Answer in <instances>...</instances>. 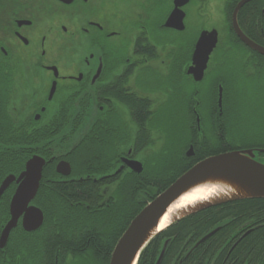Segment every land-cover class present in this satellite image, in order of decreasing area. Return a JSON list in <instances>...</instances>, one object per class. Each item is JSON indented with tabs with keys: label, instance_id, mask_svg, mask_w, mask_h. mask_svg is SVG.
I'll list each match as a JSON object with an SVG mask.
<instances>
[{
	"label": "flooded vegetation",
	"instance_id": "1",
	"mask_svg": "<svg viewBox=\"0 0 264 264\" xmlns=\"http://www.w3.org/2000/svg\"><path fill=\"white\" fill-rule=\"evenodd\" d=\"M157 4L158 0H0V133H9L8 144L0 142V153L23 149L24 168L34 155L47 159L56 156V170L60 161L70 162L65 158L67 153L56 154L57 146L61 147L58 141L87 133L92 147L114 149L109 162L114 168L98 177L94 169L87 179L122 178L130 169L129 160L140 161L144 171L149 151L144 150L150 146L164 149L153 136L158 128L153 127L152 119L166 106L169 94L167 90L163 96V92L152 94L153 84L150 88L148 81L152 71L157 76L166 74L169 85L172 72L180 85L185 80L196 86H192L193 98L184 111L191 118L183 151L186 157L195 158L197 148H212L213 155L256 149V159H262L264 53L249 46L239 33L264 50V0H187L182 6L183 31L192 17L202 26L178 69L175 56L170 62V42L160 48L165 51L154 44L157 40L150 20ZM167 6L161 30L170 36L165 22L174 0L171 10L170 4ZM158 21L153 19L154 27ZM213 30L218 37L216 46L202 78L196 80L189 73L196 43L203 31ZM156 60L160 64L154 66ZM139 104L144 122L136 116ZM31 134H38L34 145L29 142ZM222 143L226 148L217 150ZM191 148L193 156H188ZM167 152L170 156V147ZM72 173L73 168L68 176L58 174L68 179ZM112 184L102 188L105 195L110 196ZM17 186L12 183L0 198V237L11 218L10 203ZM230 222L232 227L223 236L217 235L223 225H216L219 229L206 239L213 227L198 234L190 231L182 239L170 236L167 264H264V255L257 254L264 251V243L261 248L254 245V232L264 226V217L250 211L245 217L236 216L224 223ZM31 233L20 220L7 244L12 234L11 243L13 237L26 242ZM44 240L42 236L40 243ZM55 264H59L58 256Z\"/></svg>",
	"mask_w": 264,
	"mask_h": 264
},
{
	"label": "trees",
	"instance_id": "2",
	"mask_svg": "<svg viewBox=\"0 0 264 264\" xmlns=\"http://www.w3.org/2000/svg\"><path fill=\"white\" fill-rule=\"evenodd\" d=\"M136 110L137 118L144 122L146 119L142 106L139 104ZM8 136L7 132L0 133V142L8 144ZM37 136L31 134V145L36 142ZM61 140L58 141L61 147L57 146L56 154L67 153L65 158L73 168L70 178H77L68 180L70 178L61 177L55 170L56 159L47 165L34 200V204L44 213V225L40 231L28 235L29 240L26 242L22 239L16 241L13 237L15 241L11 243L12 234L6 249H0V264H55L56 256L59 264H109L117 241L143 207L195 163L215 153L212 148H197L196 157L189 158L182 148L179 151L178 146L170 148L172 152L169 159L164 153L167 150L161 149L153 159L146 160L145 170L140 174L127 169L122 178L116 175L113 180L93 181L87 179L88 172L95 169L98 177L114 168L109 163L114 149L106 145L92 147L87 133L80 134L77 139L68 137ZM225 148L222 143L217 150ZM23 151L21 149L14 153L6 150L0 153V182L6 175L22 171L25 160ZM79 177L84 179L79 180ZM112 182L111 194L107 196L102 188ZM250 211L254 216L264 217V198L230 201L192 214L156 236L141 253L138 264H155L164 241L170 240V236L182 239L190 231L203 233L220 225L223 226L217 235L223 236L232 227V222H224L236 216L245 217ZM218 222L222 224L218 225ZM42 236L46 240L40 243ZM263 243L264 226L254 232L255 247L261 248ZM78 253H84L85 256ZM257 254L264 255V251ZM169 256L170 244L162 264H167Z\"/></svg>",
	"mask_w": 264,
	"mask_h": 264
},
{
	"label": "water",
	"instance_id": "3",
	"mask_svg": "<svg viewBox=\"0 0 264 264\" xmlns=\"http://www.w3.org/2000/svg\"><path fill=\"white\" fill-rule=\"evenodd\" d=\"M187 0H175L174 9L170 13L165 25L167 27L183 30L185 28V13L182 6ZM242 39L251 47L264 53L257 44L250 41L241 32ZM216 31H203L199 37L194 51L193 65L189 73L196 80L202 78V74L208 62V56L217 43ZM256 149L232 150L206 157L195 163L190 169L179 176L171 185L157 195L152 201L135 216L128 228L122 234L115 245L109 264H138L143 250L161 232L168 229L178 221L196 214L207 208L221 205L235 200L248 198H264V163L256 159ZM188 156H193L192 148ZM131 170L136 173L143 171V164L137 160L127 161ZM48 161L39 155L32 156L25 165L24 170L16 176L8 175L0 185V198L14 182L17 183L16 191L10 203L11 218L4 227L0 237V248L7 244L11 231L20 220L24 228L29 231L38 230L43 222L42 210L33 205L43 170ZM56 170L62 175H70L72 168L68 161H60ZM204 184L219 185L223 192L209 198L207 201L198 202L180 209L179 217L172 219L171 223L163 229H159L162 218L169 208L185 193ZM217 230V229H216ZM215 232L212 231L208 238ZM171 240H165L156 264H161L165 252Z\"/></svg>",
	"mask_w": 264,
	"mask_h": 264
},
{
	"label": "rangeland",
	"instance_id": "4",
	"mask_svg": "<svg viewBox=\"0 0 264 264\" xmlns=\"http://www.w3.org/2000/svg\"><path fill=\"white\" fill-rule=\"evenodd\" d=\"M170 4V10L172 8L173 0H158V4L154 8V14L151 16L152 19L150 20V26L153 27L152 34L154 37H156L155 45L158 49H160L163 45H168L170 42V62H174V56L176 57L175 60V68L178 69L179 63L182 64V61L185 60V51L188 47L191 46V42H193L198 37V32L200 31V28L202 24L200 23V20L196 17L190 18V24L189 27L186 28L185 31H177L170 29V36L167 34V32H163L161 30L162 24L164 23L166 19V12L167 8ZM167 6V8H165ZM197 16V15H196ZM199 17V16H197ZM153 19H156L159 23L156 25V27L153 26ZM187 22V21H186ZM156 28V30L154 29ZM166 49H160L159 51H165ZM173 53V54H172ZM160 64L158 60L154 61V66ZM183 66V64H182ZM163 71L162 68H160L159 73ZM151 77H148L149 87L154 89L153 95L158 96V94L162 93V96L165 94H168V100L166 103V106L163 108H160V110L156 111V115L152 119L153 127L154 125L158 128L155 129L153 136H157L159 138V142L161 143V146L168 150L170 148L178 147L179 151L182 148V150H185V144H187L186 139V132L188 129V124L191 121V118L188 116H185V104L188 102L190 98H193L194 88H196L195 85H190L191 83L187 84V81L184 80V82L180 85L176 80V75L170 72V85L167 83V76L166 74H159V76L155 75L156 72H152ZM182 78L183 76V69L180 72ZM179 76V75H178ZM180 77V76H179ZM181 78V77H180ZM143 82L146 81L142 78ZM155 80V82H154ZM164 90H167V92H164ZM183 90L185 91L183 93ZM185 94V95H184ZM170 102V104H168ZM201 105V102H200ZM202 108H206V102L202 101ZM201 114H206L204 110H201ZM126 122L129 123V119L126 118ZM150 127L152 128V125L150 124ZM152 134V133H151ZM184 145V147H183ZM152 149V150H151ZM160 148H154L153 146H150L149 148L144 150V153L148 150V161L153 159L156 156V150ZM161 150V149H160ZM158 151L159 153L161 151ZM151 151V152H150ZM150 152V153H149ZM165 154H168V158L170 159L169 153L167 151H164ZM262 163H264V157L260 159Z\"/></svg>",
	"mask_w": 264,
	"mask_h": 264
},
{
	"label": "bare ground",
	"instance_id": "5",
	"mask_svg": "<svg viewBox=\"0 0 264 264\" xmlns=\"http://www.w3.org/2000/svg\"><path fill=\"white\" fill-rule=\"evenodd\" d=\"M223 192L219 185L204 184L181 196L168 210L162 218L159 229H163L171 223L172 219L179 217V210L198 202L207 201L209 198L217 196Z\"/></svg>",
	"mask_w": 264,
	"mask_h": 264
}]
</instances>
